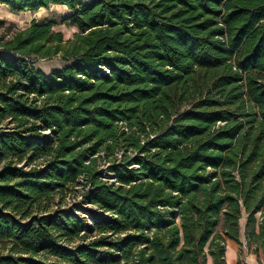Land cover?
<instances>
[{
	"label": "trees",
	"instance_id": "16d2710c",
	"mask_svg": "<svg viewBox=\"0 0 264 264\" xmlns=\"http://www.w3.org/2000/svg\"><path fill=\"white\" fill-rule=\"evenodd\" d=\"M0 4L79 29L0 36V264H228L244 212L264 246V0Z\"/></svg>",
	"mask_w": 264,
	"mask_h": 264
},
{
	"label": "rangeland",
	"instance_id": "374dc122",
	"mask_svg": "<svg viewBox=\"0 0 264 264\" xmlns=\"http://www.w3.org/2000/svg\"><path fill=\"white\" fill-rule=\"evenodd\" d=\"M70 10L66 5L53 4L49 8H41L37 11H22L14 12L9 6L0 4V19L6 21L3 27H0V36L4 33H11L17 28L27 27L33 19L39 22H43L46 19H56L57 25L55 30L62 31L65 39L72 38L79 29L70 20L67 19L70 14ZM71 61L65 60L63 57L58 56L54 58H37L35 60V66L38 69L43 70L45 73L50 74L54 69L61 68ZM104 167V176L108 173ZM84 188L81 186L76 187V192L67 191L66 196L62 198L60 195L55 196L53 203L60 204L64 209L70 208L73 205H81L82 211L79 213L86 215L90 212V208L93 206L88 203H83ZM260 217V214L257 215ZM247 220V214L244 212L243 217L240 220V232H241V244L233 240H228L227 256L232 257L235 254V264L239 257L243 263L251 264H264V246L262 241H250L245 233V225ZM218 230H222V224L218 226ZM241 253V255H240ZM208 264H213L211 257L208 259Z\"/></svg>",
	"mask_w": 264,
	"mask_h": 264
},
{
	"label": "crops",
	"instance_id": "0c3cea01",
	"mask_svg": "<svg viewBox=\"0 0 264 264\" xmlns=\"http://www.w3.org/2000/svg\"><path fill=\"white\" fill-rule=\"evenodd\" d=\"M227 262H228V264H235V254L232 257H229V255H228L227 256ZM242 264H251V263H248V262L247 263H243V261H242Z\"/></svg>",
	"mask_w": 264,
	"mask_h": 264
}]
</instances>
